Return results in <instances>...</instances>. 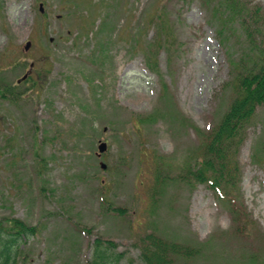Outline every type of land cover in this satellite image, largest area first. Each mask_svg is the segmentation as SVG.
I'll list each match as a JSON object with an SVG mask.
<instances>
[{"label":"rangeland","instance_id":"374dc122","mask_svg":"<svg viewBox=\"0 0 264 264\" xmlns=\"http://www.w3.org/2000/svg\"><path fill=\"white\" fill-rule=\"evenodd\" d=\"M222 2L0 0V82L25 92L0 95V219L38 227L17 264H89L98 238L115 264H139L150 231L199 248L182 264H264V105L237 152L245 234L207 184L180 177L229 107L247 42ZM158 22L170 37L148 57Z\"/></svg>","mask_w":264,"mask_h":264},{"label":"trees","instance_id":"16d2710c","mask_svg":"<svg viewBox=\"0 0 264 264\" xmlns=\"http://www.w3.org/2000/svg\"><path fill=\"white\" fill-rule=\"evenodd\" d=\"M242 1L226 0L220 4L239 21L243 33L237 37L247 40L240 55L231 60L233 77L226 83V88L232 93L231 102L217 125L202 134L200 147L191 155L180 177L188 182L207 184L227 204L236 227L245 234L252 217L246 209L241 191L237 189L241 174L237 152L244 143L247 129L254 121L258 108L264 105V44L257 38L260 31L258 21L264 8L260 5L250 7ZM248 12L253 15L254 22L248 17ZM157 29L155 47L145 51L148 57L163 48L170 37L169 31L159 22ZM231 32L237 35V32ZM220 33L223 43V28H220ZM164 34H167L166 37ZM17 84L0 82L1 97L12 100L21 97L25 92L20 91ZM262 158L264 162V146ZM37 233V226L21 218L0 219V264H17L21 243ZM138 240L139 264H182L179 256L189 259L199 252L195 246L167 240L154 231L141 233ZM109 246L116 247L111 240L96 239L95 254L89 264H115L122 254L109 251Z\"/></svg>","mask_w":264,"mask_h":264},{"label":"water","instance_id":"95a60500","mask_svg":"<svg viewBox=\"0 0 264 264\" xmlns=\"http://www.w3.org/2000/svg\"><path fill=\"white\" fill-rule=\"evenodd\" d=\"M43 4H41V9L43 10ZM32 45V42L31 41H28L26 44H25V46H24V48H25V50H28L29 48H30V46ZM107 146H108V143L106 142V141H102L101 143H100V145H99V149H100V151H105L106 149H107Z\"/></svg>","mask_w":264,"mask_h":264}]
</instances>
